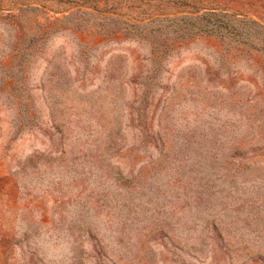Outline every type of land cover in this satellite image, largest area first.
Masks as SVG:
<instances>
[{"label":"rangeland","instance_id":"374dc122","mask_svg":"<svg viewBox=\"0 0 264 264\" xmlns=\"http://www.w3.org/2000/svg\"><path fill=\"white\" fill-rule=\"evenodd\" d=\"M0 264H264V0H0Z\"/></svg>","mask_w":264,"mask_h":264}]
</instances>
